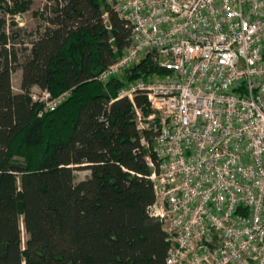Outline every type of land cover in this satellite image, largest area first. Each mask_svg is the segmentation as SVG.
<instances>
[{"label": "trees", "instance_id": "16d2710c", "mask_svg": "<svg viewBox=\"0 0 264 264\" xmlns=\"http://www.w3.org/2000/svg\"><path fill=\"white\" fill-rule=\"evenodd\" d=\"M32 3L0 0V9L15 16ZM36 16L28 44L0 17V264H163L167 243L149 213L155 195L140 142L153 132L137 130L134 107L151 109L143 93L119 97L117 77L97 78L129 45L127 22L106 0H46ZM151 55L127 70L129 80L169 73ZM35 88L68 95L38 116ZM80 169L90 174L75 183Z\"/></svg>", "mask_w": 264, "mask_h": 264}, {"label": "built area", "instance_id": "2783aa9c", "mask_svg": "<svg viewBox=\"0 0 264 264\" xmlns=\"http://www.w3.org/2000/svg\"><path fill=\"white\" fill-rule=\"evenodd\" d=\"M129 45L98 75L118 77L148 54L165 77L118 91L134 107L165 233L163 264H264V0H106ZM107 13L103 17L106 18ZM33 89L38 116L67 97ZM154 157L155 162L152 160Z\"/></svg>", "mask_w": 264, "mask_h": 264}, {"label": "rangeland", "instance_id": "374dc122", "mask_svg": "<svg viewBox=\"0 0 264 264\" xmlns=\"http://www.w3.org/2000/svg\"><path fill=\"white\" fill-rule=\"evenodd\" d=\"M44 4H46V0H33V3L31 4L29 10H27L21 14H17L15 16H12V14H10V12H7V11L4 13L0 9V17L4 16L6 19V32L8 34L11 32L10 21H11V19H13V21L16 23V26H14V27L20 29V39L28 44L27 41H29L30 39H33L36 36V30L38 29L39 25L42 23L41 20L36 15L41 12ZM150 58L152 59L153 64H156L158 67H160L158 64V59H155V57H153V55H151ZM128 74H129V72L125 71L120 76L117 77L121 81V83L123 84L121 86V88L122 87H124V88L128 87L129 85H131L133 83L134 80L139 78V77H136V78L129 80L127 77ZM20 76H21L20 70H16L12 74V77H11L12 88L15 92L19 91ZM165 76L166 75L151 74L146 78H143V77L142 78L148 79L150 77H165ZM150 114H153L154 115L153 120L157 121L156 119L159 118V114L158 113H152V111L148 112L147 114H144L142 112V117L144 119H146L145 121H147V116ZM143 147L145 148V150L147 152L146 155L150 154V151L148 150V147L146 146V144ZM73 177H74V182L76 183L80 180L85 179L87 177V174L84 170H81V169L80 170H74L73 171ZM22 236L24 239V237H25L24 233Z\"/></svg>", "mask_w": 264, "mask_h": 264}, {"label": "crops", "instance_id": "0c3cea01", "mask_svg": "<svg viewBox=\"0 0 264 264\" xmlns=\"http://www.w3.org/2000/svg\"><path fill=\"white\" fill-rule=\"evenodd\" d=\"M85 172H86V174H87V177L89 176V171L88 170H84Z\"/></svg>", "mask_w": 264, "mask_h": 264}]
</instances>
